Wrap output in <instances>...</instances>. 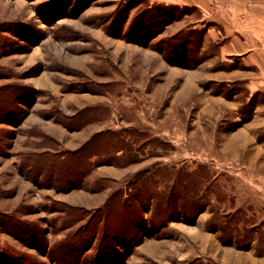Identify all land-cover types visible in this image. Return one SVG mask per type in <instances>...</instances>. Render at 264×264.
<instances>
[{
	"label": "rangeland",
	"instance_id": "374dc122",
	"mask_svg": "<svg viewBox=\"0 0 264 264\" xmlns=\"http://www.w3.org/2000/svg\"><path fill=\"white\" fill-rule=\"evenodd\" d=\"M163 4L174 3L0 0V264H97L103 234L83 227L85 211L148 175L163 192L186 190L181 207L162 211L208 206L193 224L170 220L144 237L124 264H264V71L220 57L228 40L205 35L194 5ZM155 7L180 18L160 19L148 45L134 42V20L148 28ZM193 27L203 31L190 47L198 64H171L154 47ZM108 129L123 143L83 188L67 189V163L46 187L49 168L39 172L35 157L61 156Z\"/></svg>",
	"mask_w": 264,
	"mask_h": 264
},
{
	"label": "trees",
	"instance_id": "16d2710c",
	"mask_svg": "<svg viewBox=\"0 0 264 264\" xmlns=\"http://www.w3.org/2000/svg\"><path fill=\"white\" fill-rule=\"evenodd\" d=\"M177 6L179 5L165 4L160 7L168 9L171 12L173 9L178 8ZM155 10L157 11L158 8L155 7V9L151 8L150 10V21H152L151 23L153 24L150 23L148 28L144 29L143 25L136 24L134 20V38H131L134 39V42L148 45L150 40H147V38L149 36L156 34L154 35V37H156L161 33L157 27L161 24L160 19L163 18L159 14H155ZM136 18L138 19V16H136ZM179 18L180 17L175 18L174 16H171L170 18L167 17L166 19H163L162 23L165 22V25H169ZM202 32V30L194 27L188 28L185 32L180 31L176 35L159 40L154 44V47L157 51L162 53L165 59L171 64L181 66H188L189 64L187 62L198 64V58L196 59L193 57L194 54L191 52L192 49L190 47L193 44L200 46V42L203 39ZM195 37L197 38V41L193 42L192 38ZM172 39L176 40L172 42ZM112 134H114L115 137L118 135L116 140L113 138ZM119 134L120 130L108 129L98 131L92 134L79 148L67 152L66 154H62V157L60 155H52L46 158L43 156L35 157L33 160L36 161V163H41L38 167L39 172L49 168L46 170V174H48L50 179L49 182H46V187H54L52 183L53 181L55 182L56 177L59 174L54 168L59 169L62 164L67 163L71 168V170L67 172L70 174L69 176H71L67 189L83 188L86 185V182L89 181L88 179L92 178L90 175L93 169L97 166L107 165V162L104 161L107 159L103 158L111 155V153L119 147L118 144L123 143L122 139L124 138ZM54 161L57 162L59 166L47 167L48 163ZM109 161L108 164H113L111 159ZM51 168L53 169L52 171ZM148 176L151 177L150 175ZM149 177L144 176L140 182L135 181L134 190L129 192L123 191L121 188L114 190L108 195L103 205L85 211V213L90 214L88 219L85 220L83 227L86 225H92L93 229L91 230V233H97V227L100 225L101 228L99 229L103 234L101 243L103 254L100 253L96 256L95 261L97 264H124L127 257L131 255L133 249L144 237L158 234L162 227H164L170 220L179 221L182 219L187 223L193 224L196 221L199 211L205 206H208V201L202 194L197 197L205 198V203L200 205L198 213L197 211L182 212L180 210L173 214L174 212L171 213L172 210L162 211L161 207L164 205L167 207L170 206V208L181 207V198L184 199L186 190H183L184 188L181 187L177 191H172L174 188V186H172L169 192H163L157 187V185L153 184V180ZM97 179H99L98 181L103 182L107 178L98 177ZM45 180H48L47 176ZM155 181L156 179H154V182ZM178 181L179 180H177L175 185H179ZM56 188L59 189L58 187ZM105 188L106 187L94 188L93 191L96 192ZM191 188L193 191L194 186L192 185ZM191 199L192 201L195 200L193 198ZM149 211L152 212L148 219L145 217L144 213ZM72 212H74V210L69 212L68 215L72 214ZM112 221L114 222L112 229L105 227ZM210 229L217 231V229L212 227H210ZM107 230H110L111 232H106ZM220 231L222 241L232 243L233 236L228 234V232H225V230L220 229ZM71 237H74V235L69 236L66 240L71 239ZM84 263H86V261Z\"/></svg>",
	"mask_w": 264,
	"mask_h": 264
},
{
	"label": "crops",
	"instance_id": "0c3cea01",
	"mask_svg": "<svg viewBox=\"0 0 264 264\" xmlns=\"http://www.w3.org/2000/svg\"><path fill=\"white\" fill-rule=\"evenodd\" d=\"M154 1L194 5L201 14L196 21L209 23L205 35L212 39L223 37L228 40V43L220 45V57L241 56L245 63L256 64L259 70L264 71V0ZM249 82L248 88H254V81Z\"/></svg>",
	"mask_w": 264,
	"mask_h": 264
}]
</instances>
